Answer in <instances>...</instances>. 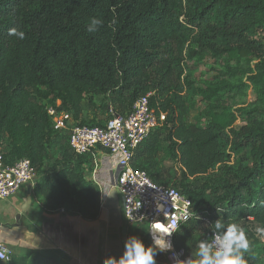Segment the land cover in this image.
Listing matches in <instances>:
<instances>
[{"label":"trees","instance_id":"trees-1","mask_svg":"<svg viewBox=\"0 0 264 264\" xmlns=\"http://www.w3.org/2000/svg\"><path fill=\"white\" fill-rule=\"evenodd\" d=\"M92 17L103 23L90 33ZM11 28L24 39L10 36ZM208 55L218 78L228 79L193 87L182 78L184 62ZM186 85L206 102L205 125L189 119ZM224 88L233 96L253 91L237 110L246 118L239 128ZM148 93L166 118L138 145L133 166L191 200L193 217L173 233L174 248L198 259V242L211 240L221 218L246 230L248 264H264L257 231L264 228V0H0V155L5 165L31 161L39 174L31 194L47 210L87 220L100 213V189L88 176L93 159L72 149L47 105L61 101L58 111L77 123L101 126L81 118L95 96H104L112 118ZM129 231L149 244L147 223ZM30 256L0 264H59Z\"/></svg>","mask_w":264,"mask_h":264},{"label":"built area","instance_id":"built-area-1","mask_svg":"<svg viewBox=\"0 0 264 264\" xmlns=\"http://www.w3.org/2000/svg\"><path fill=\"white\" fill-rule=\"evenodd\" d=\"M150 95L141 96L127 115H114L101 126L77 123L70 112L58 111L61 101H57L56 107L47 105V111L56 129L69 131L72 149L93 159L94 168L88 176L100 189V204L105 199L106 188L115 187L121 196L127 226L147 223L149 232L162 227L172 240L173 233L193 217L191 200L176 188L157 184L145 170L133 166L138 145L154 129L162 126L166 118V113L158 115L151 107ZM98 157L110 164L107 180L100 177ZM37 182L38 174L28 158L5 165L0 155V198H9L25 186L33 189ZM59 210L65 211L64 208ZM203 219L207 224L211 223L208 217ZM175 250L185 257L184 249ZM13 255L8 246L0 245V261L9 263ZM169 255L162 253L158 256L166 260Z\"/></svg>","mask_w":264,"mask_h":264},{"label":"crops","instance_id":"crops-1","mask_svg":"<svg viewBox=\"0 0 264 264\" xmlns=\"http://www.w3.org/2000/svg\"><path fill=\"white\" fill-rule=\"evenodd\" d=\"M98 160L100 177L107 180L110 164L101 157ZM111 189L106 188L99 216L94 220L59 209L47 210L27 186L9 198H0L5 206L0 208V245L20 256L32 257L38 252L59 264H103L108 255L118 257L130 236V227L123 219L122 206L118 209L110 201Z\"/></svg>","mask_w":264,"mask_h":264},{"label":"clouds","instance_id":"clouds-1","mask_svg":"<svg viewBox=\"0 0 264 264\" xmlns=\"http://www.w3.org/2000/svg\"><path fill=\"white\" fill-rule=\"evenodd\" d=\"M102 23L100 18L92 17L87 31L96 32ZM9 35L20 40L25 37V33L17 28L9 29ZM212 225V239L198 242L196 260L192 255L182 258L183 253L175 250L170 235L150 231V244L146 245L137 235H130L124 241L122 254L106 256L103 264H157V256L162 253H170L164 264H248L245 254L250 249V242L246 230L238 223H225L221 218ZM257 231L264 234V228Z\"/></svg>","mask_w":264,"mask_h":264},{"label":"rangeland","instance_id":"rangeland-1","mask_svg":"<svg viewBox=\"0 0 264 264\" xmlns=\"http://www.w3.org/2000/svg\"><path fill=\"white\" fill-rule=\"evenodd\" d=\"M255 63V61H254ZM184 68H185V74L182 76V78L188 77L189 81L192 82L193 87L205 89L206 85L209 82H219L220 79L225 78L228 79V76H221V78H218L219 73V67L218 64L215 62V58L211 55L205 56L204 58H196V59H187L184 62ZM244 81H247L246 78H244ZM186 98L189 100V102L192 104V108L190 110V116L189 119L191 122H197L201 125L206 124V120L202 114L203 109L206 106V102L199 96L198 94L192 92V89L186 85ZM223 98L228 99L229 104L232 105V111L239 115V118L237 119L234 128H239L246 124V118L242 116L237 110L240 109L242 106H245L249 103L250 98L253 94V91L250 90L248 92L247 96H233L232 93H229L226 88L222 90ZM105 102V98L103 95H97L94 97V106H90L86 103L85 109L81 115V118L85 119L88 122L91 123H105L110 117H111V106L108 107V109L102 108V105ZM160 157L162 159L163 155L160 154ZM168 161V160H167ZM167 165L171 164V162H167ZM178 166V165H177ZM88 167L84 168V171L87 172ZM93 168H90L92 170ZM39 179V174H38ZM111 193L109 194L110 201H114L116 203V206L118 209L121 208V196L118 192V190L115 187H112ZM3 201H0V208L4 209L2 204ZM122 225V222L119 223ZM137 225V224H134ZM132 225H129L131 227ZM121 228V226L118 228V230ZM123 228V227H122ZM130 230V228H129ZM149 244L151 243V239H148L147 241ZM157 260L164 264L165 259L163 257L158 256Z\"/></svg>","mask_w":264,"mask_h":264},{"label":"bare ground","instance_id":"bare-ground-1","mask_svg":"<svg viewBox=\"0 0 264 264\" xmlns=\"http://www.w3.org/2000/svg\"><path fill=\"white\" fill-rule=\"evenodd\" d=\"M154 231L157 232V233L162 232L163 233L162 235H169V234H167V230L165 228H162V227L158 228L157 230L154 229Z\"/></svg>","mask_w":264,"mask_h":264},{"label":"water","instance_id":"water-1","mask_svg":"<svg viewBox=\"0 0 264 264\" xmlns=\"http://www.w3.org/2000/svg\"><path fill=\"white\" fill-rule=\"evenodd\" d=\"M157 264H160V263H158V261H157Z\"/></svg>","mask_w":264,"mask_h":264}]
</instances>
